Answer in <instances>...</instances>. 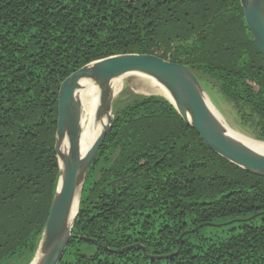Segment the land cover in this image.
Listing matches in <instances>:
<instances>
[{"label": "trees", "instance_id": "obj_1", "mask_svg": "<svg viewBox=\"0 0 264 264\" xmlns=\"http://www.w3.org/2000/svg\"><path fill=\"white\" fill-rule=\"evenodd\" d=\"M124 55L186 66L264 142V58L240 0H0V264H30L41 240L65 83ZM112 113L58 264H264L263 176L162 97L123 93Z\"/></svg>", "mask_w": 264, "mask_h": 264}, {"label": "water", "instance_id": "obj_2", "mask_svg": "<svg viewBox=\"0 0 264 264\" xmlns=\"http://www.w3.org/2000/svg\"><path fill=\"white\" fill-rule=\"evenodd\" d=\"M240 5L246 26L264 58V0H240ZM130 74H140L163 85L169 98H162L174 107L182 120L196 131L211 151L249 173L264 177V155L249 148L225 130L209 109L199 81L186 66L153 55H124L92 63L74 73L59 95L55 149L60 164V175L36 250L37 252L40 248L43 253L37 264H58L63 256L76 218L67 230L66 225L77 189L80 188V198L89 166L112 126V82ZM87 77H93L100 88L98 116L106 115L107 124L86 155L80 158L79 100L76 93ZM65 135L69 143L66 153L60 151ZM136 247L145 251L141 246Z\"/></svg>", "mask_w": 264, "mask_h": 264}, {"label": "bare ground", "instance_id": "obj_3", "mask_svg": "<svg viewBox=\"0 0 264 264\" xmlns=\"http://www.w3.org/2000/svg\"><path fill=\"white\" fill-rule=\"evenodd\" d=\"M154 81V80H153ZM156 82V81H154ZM155 84L158 85L157 94L159 97H166L169 98L168 93L163 85L156 82ZM122 83L117 79L112 82V89H113V95L114 97L117 96L120 91L122 90ZM76 96L79 100L78 102V115H79V125H80V134H79V144H80V158H83L86 153L89 151L90 147L92 146L93 137L96 135V138L102 131L103 127L107 124V116L102 115L98 116V108L100 103V89L98 85L96 84V81L93 77H87L82 82V87L77 91ZM205 97V101L211 110V112L215 115L217 120L221 123V125L225 128V130L234 138L248 146L249 148L253 149L254 151L263 154L264 155V143L257 141L253 139L252 137H249L230 125H228L225 120L222 118V116L216 111V109L213 107L209 99L206 95L203 94ZM91 128L90 133V139L89 143L86 144L85 139L87 137V134L89 135L88 131ZM95 138V139H96ZM69 143L67 136L65 135L62 139V146H60V151L68 152ZM77 189L73 207L70 211L69 220L66 225V229L68 230L74 218L76 217L78 206H79V190ZM43 253L39 250L36 252L34 260L32 264H37L38 261L42 258Z\"/></svg>", "mask_w": 264, "mask_h": 264}, {"label": "rangeland", "instance_id": "obj_4", "mask_svg": "<svg viewBox=\"0 0 264 264\" xmlns=\"http://www.w3.org/2000/svg\"><path fill=\"white\" fill-rule=\"evenodd\" d=\"M199 79H200L199 83L201 87L203 88L205 95L207 96V98L209 99L213 107L216 109V111L225 120V122L231 127H233L234 129H236L237 131L249 137H252L250 131L239 123L238 116L236 115L234 109L220 95L217 88L211 82H208V80L204 78L202 79L199 78ZM118 80L122 83L123 87L120 93L114 97L113 102L118 100V98L123 93H131V94L146 95V96H159L156 93L159 88L158 85L155 84L156 82H154L151 79H148L147 77L143 75L130 74V75L121 77ZM88 133L89 135L87 134V137L85 139L86 144L89 143L91 128L88 131ZM95 138H96V135L93 137V141L95 140Z\"/></svg>", "mask_w": 264, "mask_h": 264}]
</instances>
